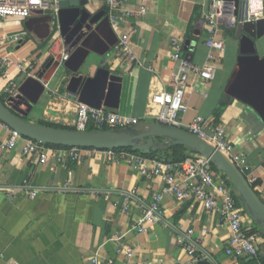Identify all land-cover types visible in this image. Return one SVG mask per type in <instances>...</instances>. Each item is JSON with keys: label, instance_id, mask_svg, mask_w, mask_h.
Returning a JSON list of instances; mask_svg holds the SVG:
<instances>
[{"label": "crops", "instance_id": "crops-1", "mask_svg": "<svg viewBox=\"0 0 264 264\" xmlns=\"http://www.w3.org/2000/svg\"><path fill=\"white\" fill-rule=\"evenodd\" d=\"M104 1L86 0L80 11L89 17L102 13L104 18ZM231 2L230 18L236 17L239 6L238 0ZM140 6L145 8L143 17L129 20L120 30L136 28L130 36L136 62L130 66L123 59L115 60L111 48L100 56L94 73L89 68L82 71L87 57L77 69L81 54H76L78 46H71L73 39L67 41L72 33L61 34L58 14L49 16L50 34L45 39L25 29L24 42L19 47H1L0 55L27 59L33 70L26 74L13 69L6 79L0 77V100L6 104L2 88L11 79L19 89L24 86V100L13 103V107L25 121L72 128L77 99L69 93H79L81 99L83 92L85 100L81 101L92 103L94 87L88 81L102 68L120 79L118 107L108 110L138 121L154 119L157 106L152 98L160 91L171 90L170 79L176 73V62L169 58L171 40L177 39L183 45L190 41V51L184 49L183 56L190 54V63L198 67L206 63L203 19L210 10V0H136L125 8L137 11ZM219 38L224 51L215 53L214 79L206 82L189 74L183 99L187 111L182 122L188 125L200 116L211 117L221 125L234 153L245 156L248 168L243 175L255 179L251 187L264 202V121L248 105L225 96V87L237 66L238 39L235 30L227 25H221ZM255 49L256 56L263 58L264 35L255 41ZM63 55L68 56L64 62ZM61 65L68 75L58 76ZM75 68L77 71H72ZM72 78L79 83L70 92ZM109 83L112 82L105 81L100 88L101 98L96 102L99 106L109 92ZM30 99L35 101L29 103ZM5 137L0 131V140ZM93 150L85 149L76 162L48 160L43 164L25 158L21 147L0 152V264H91L92 259L98 264L107 260L113 264H191L194 258H203L210 264H264L263 237L257 258L227 257L224 246L230 236L228 226L217 213L206 211L193 200L178 201L165 195L160 203L161 220L152 230L137 233L134 226L142 213L140 204H148L152 193L160 191L164 182L160 177H141L125 162L108 163L103 150ZM185 154L186 159L193 155ZM7 188L15 193H8L4 190ZM31 191L37 192L33 199L28 197ZM130 192H134V199L124 211L123 193ZM235 196L245 212L237 193ZM249 220L248 217L244 226L255 228L261 235V229L255 223L250 225ZM116 236L133 249L131 259L116 253ZM190 243L195 249L193 256L185 249Z\"/></svg>", "mask_w": 264, "mask_h": 264}, {"label": "built area", "instance_id": "built-area-1", "mask_svg": "<svg viewBox=\"0 0 264 264\" xmlns=\"http://www.w3.org/2000/svg\"><path fill=\"white\" fill-rule=\"evenodd\" d=\"M62 0H0V48L14 45L19 47L27 37L23 23L33 17V12H40L41 16L57 17L59 3ZM136 0H105L107 9L106 18L110 29L116 35V43L112 47L113 58L123 59L126 66L136 62L130 49V36L136 33V28L129 32H121V27L129 20L138 21L145 14V8L140 6L137 11L125 8ZM231 0H210V10L204 15L203 27L206 33L205 47L207 49L206 63L200 67L187 61V55L183 56L184 45L177 39L171 40V52L169 58L173 62L180 61L175 74L170 79V91H160L152 98L157 106L153 120L157 123L184 129L209 143L217 150L224 153L244 174L248 168L245 156L242 153H234V149L227 140L224 130L211 117H196L188 125H183L182 115L187 111L184 103V91L189 74L194 73L200 80L209 82L214 79L215 68L212 64L215 53H223L224 43L219 38L221 25L229 26L232 20L242 19L241 22L257 21L264 19V0H238V16L229 17ZM190 46L187 51H190ZM68 58L63 55V62ZM29 74L33 65L27 59H12L9 55H0V77L6 79L11 70ZM6 98V104L13 106L19 102V86L11 79L2 88ZM72 99H77L72 128L76 131L121 129L137 124V119L119 115L108 110L104 105L91 106L81 101L79 93H69ZM79 96V97H78ZM0 131L6 137L0 140V152H10L21 147L22 155L27 159H34L36 163L43 164L48 160L62 163L64 161H78L81 158L83 148H65L45 145L24 138L17 131L10 129L0 121ZM95 151V150H93ZM105 160L108 163L125 162L131 169L145 179L160 177L164 186L160 191L151 195L148 204H140L141 216L135 222L137 233L152 230L162 218L160 203L165 195H172L178 201L193 200L199 203L206 211L215 212L219 215L222 223L228 226L229 239L224 246V253L232 260L242 258H257L258 245L262 240L260 233L251 227H245L244 223L248 216L239 206L234 190L227 184L221 172L214 171L207 159L193 154L183 162H160L146 158L140 154L125 150H103ZM178 179V180H177ZM250 185L255 179L246 177ZM23 188V187H22ZM14 194V189H4ZM36 191L28 195L35 198ZM134 192L123 193V210L127 211ZM121 237L116 236L114 242L116 253L124 255L127 259L133 257V249L121 242ZM185 249L189 256H193L195 249L193 244H187ZM203 259V258H202ZM194 258L192 262L197 261ZM91 264H98L96 259ZM105 264H113L107 260Z\"/></svg>", "mask_w": 264, "mask_h": 264}, {"label": "water", "instance_id": "water-1", "mask_svg": "<svg viewBox=\"0 0 264 264\" xmlns=\"http://www.w3.org/2000/svg\"><path fill=\"white\" fill-rule=\"evenodd\" d=\"M85 3L86 0H62L59 3L58 20L61 22V34L71 32L72 36H68L67 41L73 39L71 46H78L76 54H81L77 69L90 52L102 56L116 43V37L110 29L107 18H102V13L89 17L85 11H80V7ZM40 14L33 12V17L24 23V27L38 39H45L50 34L52 19ZM235 15L238 16V11ZM241 20H232L229 25L235 30V37L238 39L239 57L224 94L227 98L236 99L251 107L264 121V57L256 56L255 49V41L264 35V19L244 23ZM198 34L197 30L196 35ZM191 45L190 41H185L184 49L188 50ZM190 59L189 54L187 61L190 62ZM179 65L180 61L176 63L175 72ZM76 68L72 71H77ZM107 80L112 83H109V92L104 98L103 105L109 109H117L116 96L119 95L117 83L120 79L110 76L102 68H99L94 78L88 81L89 85L94 87V96L90 105L94 106L100 100V88ZM78 83V79L72 78L69 91L73 92ZM23 87L19 89L20 101L24 100ZM82 94L83 92L81 99L85 100V95ZM29 101L33 103L35 99ZM0 121L24 138L50 146L95 150L131 149L133 152L146 155L173 146L183 147L190 153L207 159L230 181L246 214L261 229L264 239V202L246 177L224 153L184 129L148 120L121 129L68 130L25 121L13 106L1 102ZM191 264L210 263L205 259H198Z\"/></svg>", "mask_w": 264, "mask_h": 264}, {"label": "trees", "instance_id": "trees-1", "mask_svg": "<svg viewBox=\"0 0 264 264\" xmlns=\"http://www.w3.org/2000/svg\"><path fill=\"white\" fill-rule=\"evenodd\" d=\"M0 102L3 103L2 100H0ZM150 121H154V120L150 119ZM40 124L46 125V126H52V127H56V128L74 130L73 128L59 127L56 125H51V124H46V123H40ZM104 130H106V129H104ZM55 147H59V146H55ZM123 150H125L127 152H131V153H135V154H140L146 158L155 159V160L163 162V163H166V162H173V163L183 162L187 157L185 152H189L187 149L180 147V146L169 147V148H166L164 150L153 152L149 155L142 154L139 152H133V151H131V149H123ZM211 168H212V170L217 171L213 165H211ZM223 177H224L225 181L227 182V184L232 187L230 181L225 176H223ZM234 192H235V190H234ZM235 194H236V192H235Z\"/></svg>", "mask_w": 264, "mask_h": 264}, {"label": "rangeland", "instance_id": "rangeland-1", "mask_svg": "<svg viewBox=\"0 0 264 264\" xmlns=\"http://www.w3.org/2000/svg\"><path fill=\"white\" fill-rule=\"evenodd\" d=\"M52 31L54 33V27H52ZM101 61V57L96 55L95 53L90 52L87 55V58L85 59L83 65H82V71L85 72V70L87 68H89V70L94 73L96 71V68L99 66V63ZM69 71L63 66H59V71H58V76H60L61 74H66L68 75ZM250 221V225H252L254 222L252 220Z\"/></svg>", "mask_w": 264, "mask_h": 264}]
</instances>
